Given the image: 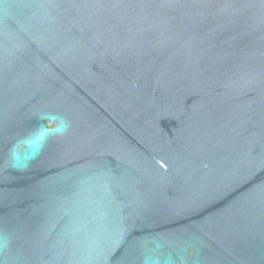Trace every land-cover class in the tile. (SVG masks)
Returning a JSON list of instances; mask_svg holds the SVG:
<instances>
[{
  "label": "water",
  "instance_id": "obj_1",
  "mask_svg": "<svg viewBox=\"0 0 264 264\" xmlns=\"http://www.w3.org/2000/svg\"><path fill=\"white\" fill-rule=\"evenodd\" d=\"M0 264H264V0H0Z\"/></svg>",
  "mask_w": 264,
  "mask_h": 264
}]
</instances>
